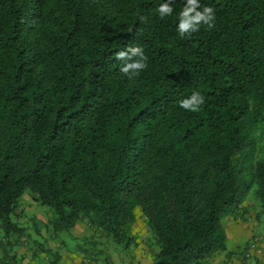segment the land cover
Listing matches in <instances>:
<instances>
[{
	"label": "trees",
	"instance_id": "obj_1",
	"mask_svg": "<svg viewBox=\"0 0 264 264\" xmlns=\"http://www.w3.org/2000/svg\"><path fill=\"white\" fill-rule=\"evenodd\" d=\"M164 2L0 0L1 247L32 238L31 197L52 233L85 221L130 246L142 218L153 264H200L225 249V215L264 201V0H199L214 26L184 37L186 0L161 18ZM134 46L147 67L129 78L115 54Z\"/></svg>",
	"mask_w": 264,
	"mask_h": 264
},
{
	"label": "crops",
	"instance_id": "obj_2",
	"mask_svg": "<svg viewBox=\"0 0 264 264\" xmlns=\"http://www.w3.org/2000/svg\"><path fill=\"white\" fill-rule=\"evenodd\" d=\"M25 207L26 204H24V208ZM255 211L256 208L254 205L249 199H246L236 211L225 215L222 218L223 230L225 232V249L215 251L200 264H264V236L261 242L256 239L258 246L262 250V254H254V259L248 260L244 258L243 254L239 253L237 249L238 238L243 237V235L248 234V232L250 233L251 226H253L255 221ZM21 222H23V220H21ZM26 233L32 235L33 241L29 242V238L27 240L24 239L23 236L13 235L9 238L11 244H7L5 247L0 246V261L4 254L14 264H22L19 263L20 258L23 260V264H32V261H30L31 258L29 260V257H32L33 260L35 259V261L40 264H51L50 257L45 254V250L49 248L51 250H58L62 257L59 264H92L93 262V264H97L92 257L89 258L87 255L76 251L81 250L80 244L69 246V239L71 238L94 237L98 234H95L96 232H94L93 228L84 222L76 224L68 232H63L62 237L60 233L55 234L52 233L51 230H47L45 234H41V232H30L29 229H27ZM99 235L102 234L100 233ZM65 236L67 239L64 238ZM38 237L39 239L44 237L43 241H36ZM229 241L231 243L230 246ZM20 242H22V244H20ZM250 243H245L244 247L248 248ZM133 249L134 251L130 254L132 258L131 261L133 262H131V264L153 263V251L146 246L145 241L137 240L134 243ZM246 249H244V251Z\"/></svg>",
	"mask_w": 264,
	"mask_h": 264
},
{
	"label": "rangeland",
	"instance_id": "obj_3",
	"mask_svg": "<svg viewBox=\"0 0 264 264\" xmlns=\"http://www.w3.org/2000/svg\"><path fill=\"white\" fill-rule=\"evenodd\" d=\"M28 196V195H27ZM249 200L250 202L254 205V207L256 208V214H255V221L253 223V226H251L250 229V233L248 232V234L243 235V237L238 238V246L237 249L239 251V253L243 254L244 249H246L245 243H250V242H257V240H259L260 242L263 240V236H264V201L260 200L259 198H256L254 195V191H252L249 195ZM28 198V200H25L24 198L22 199V203L26 204V207L24 212H22V218L21 220H23V223L26 226L25 229V234L27 229H29V231H33L34 229L37 228L38 226H40V232L41 234H45V232L48 230H51L50 225L53 219V214H51L49 208L42 206L39 203L34 202V200L30 197H26ZM26 213V214H25ZM28 219H26L27 217ZM34 217V216H38V220L37 222H33L30 220V217ZM28 220V222H27ZM29 224L27 225L26 224ZM49 222V223H48ZM84 223H86L85 221H83ZM45 224L46 226H48L47 228H45ZM87 224V223H86ZM63 233V232H62ZM62 233H60V236L62 237ZM133 233L135 235L134 237V241L136 242L137 240H141V241H145V244L147 247L151 248L153 251V247L150 245L148 238H151V235L146 231L145 229V225L143 223L142 218L139 220V222L137 223V225L134 226V230ZM99 235V234H98ZM95 235L94 237H90V236H86V237H82V238H76V239H69V246H74L77 244L80 245H84V239L85 238H89V241L92 243L91 244H86L85 246L87 247H91L94 250H92V252L96 253V259L93 258L95 260V262L97 264H131V253L132 251H134L133 246L134 244L130 245V246H124V245H119L117 243H115L110 237H105L104 235ZM66 238V236L64 237ZM36 241L42 242L44 237H41L39 239L36 238ZM67 239V238H66ZM28 240V239H27ZM249 240V241H247ZM33 238H31L29 240V242H32ZM20 244H22V242H20ZM258 244V242H257ZM44 245V244H42ZM231 245L230 241H229V246ZM260 245V243H259ZM228 246V245H227ZM75 249V248H74ZM78 253H83L81 250H76ZM86 255V254H85ZM89 258L92 257V255H87ZM244 257V256H243ZM31 258V260H30ZM245 258V257H244ZM92 259V261H93ZM251 259H254V257H252ZM250 259V260H251ZM29 260L32 261V264H40L37 261H35V259L33 260L32 257H29ZM19 263L23 264V260L20 258ZM94 263V262H93ZM92 263V264H93ZM133 263V262H132ZM153 264V263H151Z\"/></svg>",
	"mask_w": 264,
	"mask_h": 264
},
{
	"label": "clouds",
	"instance_id": "obj_4",
	"mask_svg": "<svg viewBox=\"0 0 264 264\" xmlns=\"http://www.w3.org/2000/svg\"><path fill=\"white\" fill-rule=\"evenodd\" d=\"M171 5V0L159 5L157 11L161 18L172 15L173 7ZM178 20L177 30L179 35L181 37L190 36L192 33L197 32L201 25H206L211 29L214 26L215 12L210 6H204L201 10L199 0H186L184 7L179 12ZM115 55L117 60L124 61L120 71L128 74L129 78L147 67L148 58L142 47H129L127 51H119ZM203 103V96L199 92H193L190 97L180 102V106L186 110L198 111Z\"/></svg>",
	"mask_w": 264,
	"mask_h": 264
},
{
	"label": "built area",
	"instance_id": "obj_5",
	"mask_svg": "<svg viewBox=\"0 0 264 264\" xmlns=\"http://www.w3.org/2000/svg\"><path fill=\"white\" fill-rule=\"evenodd\" d=\"M262 250L261 248L258 246V244L254 241V242H251L249 245H248V248L243 252V256L250 260L252 257H254L253 255L256 254V255H261L262 253Z\"/></svg>",
	"mask_w": 264,
	"mask_h": 264
}]
</instances>
